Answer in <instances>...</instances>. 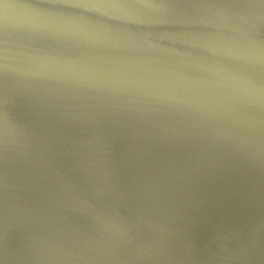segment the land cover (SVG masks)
I'll list each match as a JSON object with an SVG mask.
<instances>
[{
	"label": "water",
	"instance_id": "water-1",
	"mask_svg": "<svg viewBox=\"0 0 264 264\" xmlns=\"http://www.w3.org/2000/svg\"><path fill=\"white\" fill-rule=\"evenodd\" d=\"M0 264H264V0H0Z\"/></svg>",
	"mask_w": 264,
	"mask_h": 264
}]
</instances>
